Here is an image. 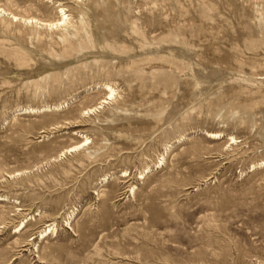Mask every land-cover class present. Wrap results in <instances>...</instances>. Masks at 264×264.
<instances>
[{"label": "rangeland", "instance_id": "374dc122", "mask_svg": "<svg viewBox=\"0 0 264 264\" xmlns=\"http://www.w3.org/2000/svg\"><path fill=\"white\" fill-rule=\"evenodd\" d=\"M0 10V264H264V0Z\"/></svg>", "mask_w": 264, "mask_h": 264}, {"label": "bare ground", "instance_id": "6f19581e", "mask_svg": "<svg viewBox=\"0 0 264 264\" xmlns=\"http://www.w3.org/2000/svg\"><path fill=\"white\" fill-rule=\"evenodd\" d=\"M0 12H3V10H0ZM60 14H61V16H60V18L58 19V20H55V21H53V22H40V21H37V20H35V19H31V20H28L27 22H30V23H36V24H39V25H42V26H45V27H48V28H52V27H58V26H62V25H64L66 22V16H65V14L63 13V11L62 10H60ZM14 20L15 21H17V20H19L17 17H14ZM72 24V23H71ZM70 24V25H71ZM66 25V24H65ZM64 25V26H65ZM106 84V83H105ZM106 90L108 91V94L106 95V98L104 99V100H102V102H100L99 103V105L98 106H96V107H93V108H90V109H86L87 111H86V113L85 114H93V113H95L98 109H100L101 107H102V105H104V104H107V101H109V100H112V99H114V90L112 89V88H110L109 86H106ZM51 110V109H50ZM55 110V109H54ZM30 111V110H29ZM28 111V112H29ZM32 113L34 112L35 113V111H31ZM85 112V111H84ZM75 135V134H74ZM214 136V137H213ZM212 137L213 138H217L218 137V134H214ZM221 136V135H220ZM231 139V138H230ZM233 140V139H232ZM234 142V141H233ZM89 144V141H88V139H84V141H82V142H80V143H78V144H76V145H74V146H71V147H69L68 149H66L65 150V154H69V153H72V152H76V151H79V150H81L82 148H84V147H86L87 145ZM159 164V163H158ZM162 165V164H161ZM16 175V174H15ZM20 175V174H19ZM141 179V178H140ZM130 190V189H129ZM23 222V221H22ZM67 224V223H66ZM54 226V225H53ZM19 227H20V225H19ZM24 227H25V225H24V222L21 224V228L19 229V233L24 229ZM50 228V227H49ZM17 229V228H16ZM50 231L52 232V231H54V228H51V229H49L48 231L47 230H45V231H43L42 233H41V239L42 238H45L46 237V235L47 234H49L50 233ZM16 232V231H15ZM39 234V233H38Z\"/></svg>", "mask_w": 264, "mask_h": 264}]
</instances>
